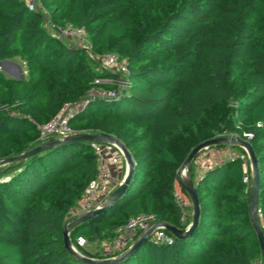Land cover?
I'll use <instances>...</instances> for the list:
<instances>
[{"label": "trees", "instance_id": "1", "mask_svg": "<svg viewBox=\"0 0 264 264\" xmlns=\"http://www.w3.org/2000/svg\"><path fill=\"white\" fill-rule=\"evenodd\" d=\"M40 1L52 25L83 28L95 56L116 53L129 68L118 98H91L69 122L81 133L118 139L133 158L124 194L73 227L72 240L111 241L140 214L181 227L174 196L179 170L197 145L231 135L255 155L264 234V0ZM45 23L23 0H0V62L19 59L27 70L15 79L0 69V161L43 144L39 126L65 103L84 98L96 77L118 78L101 74L84 48L58 38ZM91 144L59 145L9 164L0 177V264H100L74 256L63 236L68 212L97 171ZM190 172L196 178L193 163ZM245 175L239 159L208 169L195 182L200 214L194 231L172 235L171 242L148 237L115 264L261 259Z\"/></svg>", "mask_w": 264, "mask_h": 264}, {"label": "built area", "instance_id": "2", "mask_svg": "<svg viewBox=\"0 0 264 264\" xmlns=\"http://www.w3.org/2000/svg\"><path fill=\"white\" fill-rule=\"evenodd\" d=\"M30 11L39 12L46 18L45 27L52 30L53 33L62 39H67L75 43L77 46L84 48L87 54L95 59L98 63V71L102 74L104 72H114L118 78H103L96 77L94 86L90 92L82 99L76 102L65 103L59 113L49 120L43 126H39L41 131L42 143L49 142L54 139H63L81 134V132L74 130L69 122L70 119L82 110L89 100L94 97H101L106 99L117 98L128 85L126 76L129 74V68L126 59L120 58L116 53H108L102 56H95L92 53V45L86 37V31L83 28H74L71 24L63 27L52 25L48 20V12L42 5L40 0H23ZM1 64V62H0ZM114 84L117 85L113 89H105L101 84ZM250 138V133L244 134ZM229 137H238L231 135ZM94 154L96 156L97 171L88 184L77 204L68 212L65 226L71 222L84 217L85 215L100 209L108 203L114 196L115 191L123 183L126 175L118 176L117 170L119 164L123 163L127 174L128 163L123 146L115 141L106 142H91ZM236 144L220 143L210 145L200 149L193 161L196 168L195 181L213 166L222 164L229 160H241L243 167H246L247 161H250V153L246 145L237 143V146L243 148V153L235 152ZM189 167V166H188ZM181 171L180 176L176 182L175 199L181 209V229H187L192 221L193 204L187 193L182 190V184L188 183L192 180V175L189 168ZM250 174L244 176V183L253 186L254 171L250 165ZM186 171V178L184 172ZM247 172V170H245ZM190 173V176H189ZM181 186V187H180ZM180 188V189H179ZM259 217H261L260 210L258 209ZM73 229V228H72ZM68 231L70 237V245L74 250H82L87 246V240L84 237H77L76 241L71 238V231ZM164 223L154 220L152 215L140 214L132 217L128 222L115 231L114 238L107 242L102 250V258L98 260L113 259L127 252L133 244L138 241L142 236L149 232V238L157 243L171 242L172 233L168 231ZM96 244V243H95ZM80 252V251H79ZM253 264H264V258L256 260Z\"/></svg>", "mask_w": 264, "mask_h": 264}, {"label": "water", "instance_id": "3", "mask_svg": "<svg viewBox=\"0 0 264 264\" xmlns=\"http://www.w3.org/2000/svg\"><path fill=\"white\" fill-rule=\"evenodd\" d=\"M8 63H9V60L2 61L0 64V69L5 71L6 70L5 66ZM13 78L21 79L23 77H22V75H18V76L13 75ZM114 99H116V98H114ZM106 141H115L117 143H120L123 146V149H124V152L126 155V159H127V163H128V170H127L126 177H125L123 183L115 191L113 198L108 203H106L100 209L95 210V211L85 215L84 217L79 218V219L71 222L69 225H66L64 227V230H63V236H64L65 247L68 249V251H70L74 256L78 257L79 259L87 261V262H92V263L115 264L117 262L124 260L130 254L135 252L142 245V243L148 238L149 232H147L138 241H136L133 244V246L127 252L123 253L122 255H119L118 257L113 258V259L98 260L96 258L83 255L81 252L74 250L70 245V237H69L68 231L70 229H72L73 227H75L77 224H79V223H81V222H83V221H85L91 217H94V216L100 214L101 212L105 211L106 209L110 208L124 194V192L127 188V185L129 183L130 176H131L132 171H133V158H132V155L129 152V150L118 139H116L112 136H109V135H105V134H90V133H81L79 135L71 136V137H65L63 139H54V140H51L49 142L43 143V144L35 147L34 149L30 150L29 152H25L19 156H15V157L0 161V167L5 165V164H9V163H12L14 161H17V160L25 159L30 155H33V154L38 153L40 151H43L45 149L54 148V147L59 146V145L75 143V142L77 143V142H106ZM220 143H228V144L242 143V144L246 145L248 150H249L250 157H251L252 164H253V171H254L253 186H252L251 198H250V209H251V215H252V220H253V226L256 230V233H257L260 245H261V249H262V255L264 258V234L261 230V226L259 223V214H258V208H257L258 187H259L258 174L259 173H258L255 155H254L250 145L246 141H244L238 137H217V138L202 142L201 144L197 145L191 151L187 160L183 164L182 168L179 170L178 177L180 176L181 171L183 169L187 168L191 164L196 153L200 149H202L203 147H206V146L220 144ZM183 188L186 191L187 195L189 196V198L191 199L192 204H193V216H192V221H191L190 226L187 229H181V228H178L176 226L164 223L167 230L170 231L173 235H175L177 237L189 236L194 231V229L197 227L198 220H199V214H200L199 198H198L196 186H194V183L192 181H190L189 184L183 183Z\"/></svg>", "mask_w": 264, "mask_h": 264}, {"label": "rangeland", "instance_id": "4", "mask_svg": "<svg viewBox=\"0 0 264 264\" xmlns=\"http://www.w3.org/2000/svg\"><path fill=\"white\" fill-rule=\"evenodd\" d=\"M48 12V11H47ZM5 71H3L7 77H13V75H22V77H27V70H26V67H25V64L23 62H21L19 59L18 60H11L6 66H5ZM226 137H229V136H226ZM233 145V144H232ZM235 149L237 153H243V148H241L240 146H237V143H236V146H235ZM10 164V163H9ZM9 164H5L3 166L0 167V177L1 175H4L6 174V172L8 171L6 168L9 167ZM123 163L119 164L118 168H122L123 167ZM191 165V164H190ZM190 165H189V170H190ZM250 165H252L253 167V164H252V160H251V157H250V161H247V164H246V167H243L244 165H242V168L244 170V172L246 173V175L250 174ZM214 167V166H213ZM6 169V170H5ZM196 170V168H195ZM247 170V172L245 171ZM179 173V172H178ZM189 176H190V173H189ZM3 179L0 178V180ZM193 183H194V186H195V178H192L191 180ZM190 182L188 183H185V184H189ZM181 187V186H180ZM182 188H183V184H182ZM180 189V188H179ZM184 189V188H183ZM109 242V241H103V242H100V243H94V244H88L86 246V251L90 252V253H96V254H100L102 255V250H103V247L104 245ZM83 255H85V250H79ZM87 256V255H86ZM89 257V256H88Z\"/></svg>", "mask_w": 264, "mask_h": 264}, {"label": "crops", "instance_id": "5", "mask_svg": "<svg viewBox=\"0 0 264 264\" xmlns=\"http://www.w3.org/2000/svg\"><path fill=\"white\" fill-rule=\"evenodd\" d=\"M117 175L120 176V177L123 176V175H126V171H125V166L124 165H123V167L121 169L118 168ZM176 187H177V185H176Z\"/></svg>", "mask_w": 264, "mask_h": 264}, {"label": "bare ground", "instance_id": "6", "mask_svg": "<svg viewBox=\"0 0 264 264\" xmlns=\"http://www.w3.org/2000/svg\"><path fill=\"white\" fill-rule=\"evenodd\" d=\"M183 174H184V176H185V178H186V171H185Z\"/></svg>", "mask_w": 264, "mask_h": 264}]
</instances>
